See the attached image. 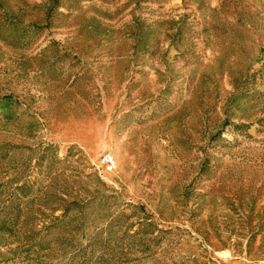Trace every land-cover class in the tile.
<instances>
[{"label": "rangeland", "instance_id": "rangeland-1", "mask_svg": "<svg viewBox=\"0 0 264 264\" xmlns=\"http://www.w3.org/2000/svg\"><path fill=\"white\" fill-rule=\"evenodd\" d=\"M0 264H264V0H0Z\"/></svg>", "mask_w": 264, "mask_h": 264}, {"label": "built area", "instance_id": "built-area-1", "mask_svg": "<svg viewBox=\"0 0 264 264\" xmlns=\"http://www.w3.org/2000/svg\"><path fill=\"white\" fill-rule=\"evenodd\" d=\"M101 163H103L104 167L107 170H112L113 167L115 166L114 159L112 156L108 153L104 154L101 159Z\"/></svg>", "mask_w": 264, "mask_h": 264}]
</instances>
